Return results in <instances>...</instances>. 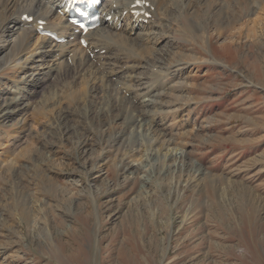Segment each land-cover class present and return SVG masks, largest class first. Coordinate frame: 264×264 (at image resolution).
Returning <instances> with one entry per match:
<instances>
[{"label":"rangeland","instance_id":"rangeland-1","mask_svg":"<svg viewBox=\"0 0 264 264\" xmlns=\"http://www.w3.org/2000/svg\"><path fill=\"white\" fill-rule=\"evenodd\" d=\"M173 5L156 41L125 47L120 78L91 91L94 67L67 72L0 116V264H264V0ZM26 56L0 60L1 90L31 72ZM141 77L161 85L151 109L136 101ZM136 111L149 133L115 121Z\"/></svg>","mask_w":264,"mask_h":264},{"label":"bare ground","instance_id":"bare-ground-1","mask_svg":"<svg viewBox=\"0 0 264 264\" xmlns=\"http://www.w3.org/2000/svg\"><path fill=\"white\" fill-rule=\"evenodd\" d=\"M134 1L135 0H105L101 4L99 10L101 13L105 12V15L101 19L100 26H98L97 28H94L92 30L87 31V33L85 34V37L89 43V46H88V49L86 50V52L79 45L78 41L76 43V46L74 47L75 42H71L69 40H67L65 42H56V41H53L44 35H39L36 32V29L39 26V20H45L46 24L44 25V27L46 29H50L52 31H55L60 37H65V38L79 37L80 32L77 33L75 31V27L70 25L67 22V16L61 15L58 13L57 10H58L59 2H60L59 0H9L8 5H4L3 7L0 6V15H3V17H4L3 21L0 22V60L5 61L4 62L5 64L10 63V62H12L14 57H18L21 53H24V54H28V56H26V59H27V61L31 62V66H28V65L25 66L24 64L20 65L22 68H24V66L27 67L28 69L31 70V72H29L27 74V77L25 76L26 78H23L20 82H18L19 85L15 86V84H14L12 86L13 88H11V89L8 88L7 85H5L4 88H8L7 90H1L0 89V108H1L0 109V116H2V118H5V119H9L12 116H17L22 108L29 106L28 100L30 99V96L34 93V89L40 85L39 83H44L48 79H54L55 77H57V80H60V83L62 82L61 80H66V82H67L68 77L66 78V74H65L67 72H70V74H72V79H70V81L72 82L73 80H76L79 77H84L86 74L90 73L91 69L94 67L95 71L94 72L92 71L93 72L92 78L94 81H92L90 74L87 76V78L84 77V79H85L84 83L86 84V86H89V88H91V91H92V88H95L94 87L95 84L99 83L98 80L100 78L102 80L105 78H111L113 76H116L117 79L120 78L124 74V72H126L128 70L127 67H129V65H119V62H123L120 60L121 59L124 60V58H127L128 57L127 54L130 53L129 50H127V48H125V47H130L131 45L135 44L136 41H138V40H140L139 43L142 45V44L150 43L152 41H156L155 39L158 38L160 31H161V26L159 27V25L161 23L158 22L156 20V18L159 15V9L163 8L164 4L166 5V7L167 6L168 7H171V6L174 7L173 3H175V4L177 3V4L181 5L180 8L182 10L190 9L191 11H194L197 8L202 7V5H203V7H205L204 5L208 4L212 0H144L145 2L147 1L150 4H149V6H145V4H143L141 8H145V11L150 12L152 14V17L148 20L147 24L143 23V14H139L138 16L134 17V15L131 13V10H133L134 8H138V7H132V4L134 3ZM157 1H159L158 4H157ZM214 1H217V0H214ZM4 2H6V1H4ZM222 7L225 8L223 3H222ZM175 8H176V6H175ZM206 8H208V7H206ZM200 9H202V8H200ZM220 9H222V8H220ZM126 10L128 11V13L123 15V11H126ZM164 10H165V8H164ZM162 12H163V10H162ZM173 12H174V10H173ZM25 13L33 16V20L31 22H27L26 20H23L21 18L22 15ZM108 16H110L109 19L107 18ZM119 23H120V27H118ZM29 24H30V26H29ZM217 27H219V26H217ZM122 33L124 34L125 37H123V35H121ZM114 34H117V36H119V37L116 36L117 38L116 37L114 38ZM33 38L35 40V41H33L35 45L33 46V48L30 49V47L32 46V43H30V41ZM165 45H167V42H165L163 44V46H165ZM8 46H9V48H8ZM163 46H162V50L164 51V54H165V53H167V49ZM2 47H4V50L1 49ZM132 48H133V46H132ZM103 49H105V50L102 52ZM119 49H121V50H119ZM139 52H140V49H139ZM91 53H92V55H90ZM134 53L133 54L130 53V54L135 55ZM124 54L126 55V57L122 56ZM46 55L49 58V60L46 59ZM136 56H138V55H136ZM211 59H212V61H214V65H217V66L223 65V64H221V62H218L217 60H213L215 58H211ZM35 63H38V64L35 65ZM196 63L201 64V62H199V61ZM188 64H191V62H188ZM17 65H19V64H17ZM44 65H47V66L44 67ZM159 65L160 66L152 65L151 69H154V67H158V68H161V66L163 67L161 62H159ZM185 65H187V64H185ZM1 66L2 65L0 64V74H4V72L1 71L2 70ZM175 66H177V65L175 64ZM133 67H135V68L139 67V68H136L139 70L140 69L146 70L148 68V62H146L142 66L133 64ZM175 68L176 69H171V70H170V68H167L166 70H170V71L164 72L163 74L164 75L170 74L172 72L179 71L181 69L180 67H175ZM149 70H150V68H149ZM5 72L8 73L9 71L6 70ZM175 74H177V73H175ZM81 80H82V78H81ZM102 80H101V82H102ZM66 84H69V83H66ZM102 84L103 83H101V85ZM140 84L142 85V89H144L145 91L143 93L139 94V97L136 99V101L138 103H140L144 108H147V109H151V107L153 108V107L157 106V105L154 106V103H156V102H154V100H155V98L159 99L160 90L156 93H154V92L157 91L161 87L159 82L152 83V82L148 81L147 77H141L140 78ZM55 88H56V86H55ZM108 88H110V86H108ZM110 89H108V90H110ZM70 94H72V93H70ZM105 96L106 95H104V97ZM128 98H130V97L128 96V97L124 98L125 102ZM109 101H110V99H109ZM109 101L99 99V101H97V103L100 107H103V106L105 107V105H107V104L110 105ZM87 104H88V102L86 103V101L83 104V108L85 110H87ZM12 105H19V106L16 109H11ZM109 107L107 106V108H109ZM127 111H128V109H127ZM143 111H145V110H143ZM150 113H152V112H150ZM70 114H72V113H70ZM159 114H161V112L157 111V109H154L152 116H150L151 117V119H150L151 123L155 122L153 120L155 118H157L159 116ZM67 117H69V116L67 115ZM124 118H125L124 123L129 125V127L132 126V128H133L132 130H134V128H135L134 131H136L138 134L141 135V133H144V134H146V132L149 133L150 123L145 118V115L143 116L139 111H136L133 114V117L130 115L129 116L125 115V114L119 115V116L115 117V121H119L120 119L124 120ZM120 122L122 123L121 120H120ZM151 126H152L153 131H155V130L159 131L157 126L155 127L153 124H151ZM91 129H92V127H91ZM122 130H123L122 132L117 133L118 138L125 134L126 130H124V129H122ZM160 134H163V133H160ZM71 135H73V134L71 133ZM153 135H155V134H153ZM113 136H114V134H113ZM120 138H122V137H120ZM169 146L172 147V145H169ZM132 147H134V146H132ZM136 169H137V167H136ZM139 169H141L140 165H139ZM199 169H200V167H199ZM191 180H193V179L191 178ZM77 186H79V185H77Z\"/></svg>","mask_w":264,"mask_h":264},{"label":"snow or ice","instance_id":"snow-or-ice-1","mask_svg":"<svg viewBox=\"0 0 264 264\" xmlns=\"http://www.w3.org/2000/svg\"><path fill=\"white\" fill-rule=\"evenodd\" d=\"M136 3H137V4L141 3V0H136ZM85 30H86V29H85Z\"/></svg>","mask_w":264,"mask_h":264}]
</instances>
